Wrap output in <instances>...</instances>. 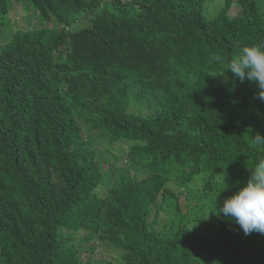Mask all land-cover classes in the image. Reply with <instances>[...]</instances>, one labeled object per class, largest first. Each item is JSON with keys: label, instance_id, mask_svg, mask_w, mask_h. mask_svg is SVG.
Returning <instances> with one entry per match:
<instances>
[{"label": "trees", "instance_id": "1", "mask_svg": "<svg viewBox=\"0 0 264 264\" xmlns=\"http://www.w3.org/2000/svg\"><path fill=\"white\" fill-rule=\"evenodd\" d=\"M13 1L35 23L0 46V264H264L212 212L264 158L260 89L227 70L264 0H0V30Z\"/></svg>", "mask_w": 264, "mask_h": 264}, {"label": "clouds", "instance_id": "2", "mask_svg": "<svg viewBox=\"0 0 264 264\" xmlns=\"http://www.w3.org/2000/svg\"><path fill=\"white\" fill-rule=\"evenodd\" d=\"M214 59L220 61L221 57ZM227 70L241 82L247 79L255 83L260 89L256 98L264 101V41L240 47ZM250 147L253 150L264 147V136L256 134L252 137ZM215 205L216 200L212 212L238 225L245 236L254 231L264 234V158L252 168L246 183L224 199L221 206L217 208Z\"/></svg>", "mask_w": 264, "mask_h": 264}, {"label": "rangeland", "instance_id": "3", "mask_svg": "<svg viewBox=\"0 0 264 264\" xmlns=\"http://www.w3.org/2000/svg\"><path fill=\"white\" fill-rule=\"evenodd\" d=\"M221 6H222L221 0H208L206 4V11L207 13H212L215 10L214 8H219ZM230 14L232 16L240 15V9L236 4L233 5L232 9L230 10ZM10 19H11V23L6 22L3 30H0V46L6 44L10 40L14 30H26V29L31 28L33 24L35 23V20L30 12V9L27 8L26 5H24L21 1L19 2L13 1L11 13H10ZM82 20L83 21H80L79 23L76 22L72 24L71 30L72 29L77 30L80 27H82L84 24H86V21L84 19ZM11 25H12V28H11ZM134 110H136V108ZM93 142L96 143L97 146H101L103 148L107 147L106 144L102 141L96 142L94 139ZM113 153L115 155L116 152L113 151ZM116 155L118 156L117 161H116L117 166H122L123 164H125V159L124 158L122 159L119 156V154H116ZM103 254H102V257L105 258L106 260L111 261L115 259V255L111 251H105L103 252Z\"/></svg>", "mask_w": 264, "mask_h": 264}]
</instances>
